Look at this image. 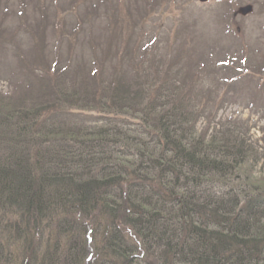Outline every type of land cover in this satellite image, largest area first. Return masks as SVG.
Wrapping results in <instances>:
<instances>
[{
  "label": "trees",
  "instance_id": "16d2710c",
  "mask_svg": "<svg viewBox=\"0 0 264 264\" xmlns=\"http://www.w3.org/2000/svg\"><path fill=\"white\" fill-rule=\"evenodd\" d=\"M129 1L90 10L78 40L63 24L62 60L0 94V264H264V107L258 140L222 120Z\"/></svg>",
  "mask_w": 264,
  "mask_h": 264
},
{
  "label": "rangeland",
  "instance_id": "374dc122",
  "mask_svg": "<svg viewBox=\"0 0 264 264\" xmlns=\"http://www.w3.org/2000/svg\"><path fill=\"white\" fill-rule=\"evenodd\" d=\"M141 1L135 2L136 6L143 7L135 22L136 28L141 30L136 36L145 33L147 42L153 40L166 46L170 64L186 69L195 77L201 74L206 78L204 90L208 91L209 103L222 106L219 117L222 120L241 117L249 122L253 139H260L264 84L259 82L253 65L257 60H264V0ZM94 2H97L94 7H77L54 0V7H49L47 0H3L0 6V94L4 98L14 93L17 99L30 94L26 89L33 73L45 74L43 68L47 64L62 60L66 46L54 33L63 24L78 40L85 22L83 17L91 20L89 11L93 8L106 11L111 7L131 6L129 0ZM9 3L11 6L5 7ZM99 22L106 26L103 18L95 19V23ZM102 36L97 33L94 40L99 41ZM106 37L104 35L103 39ZM221 69L232 72L225 76ZM239 77L250 78V81L230 86ZM258 171H264V161L260 162Z\"/></svg>",
  "mask_w": 264,
  "mask_h": 264
}]
</instances>
